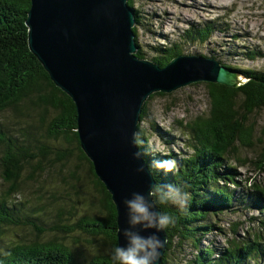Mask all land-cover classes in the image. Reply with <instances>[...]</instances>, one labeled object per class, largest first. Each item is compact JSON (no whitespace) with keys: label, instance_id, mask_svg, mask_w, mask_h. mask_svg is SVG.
<instances>
[{"label":"trees","instance_id":"trees-1","mask_svg":"<svg viewBox=\"0 0 264 264\" xmlns=\"http://www.w3.org/2000/svg\"><path fill=\"white\" fill-rule=\"evenodd\" d=\"M31 4V0H0V176L5 187V191H0V264H112V250L119 246L117 204L113 193L100 178L95 165L83 152L78 141L75 127L78 111L75 102L56 86L30 50L26 20ZM129 5L140 22L139 10L134 8L135 0H129ZM218 17L205 23L193 22L184 30L182 38L192 43L208 42L221 18ZM134 31L135 34L138 33V29ZM196 33L201 34V37ZM173 46L177 48L174 51L170 48ZM170 47L157 49L160 54L155 61L160 66L165 67L173 58L182 54L181 43H175ZM137 56L144 58L143 51L138 50ZM246 58L258 59L256 51L252 56L246 55ZM241 72L252 79L253 86L249 87L248 82L234 88L218 83L217 86L208 85L207 93L214 105L211 106L213 120L212 118L206 120L203 116L195 119H202L203 132L208 123L217 130V134L215 137L203 135L202 140H193L189 145L191 152L184 154L176 163V175L180 178V183L176 186L187 184L189 187L184 188V191L193 194L188 202V208L193 206L197 208L201 204L209 203L208 199L199 200L196 192L202 187L213 186L212 196H218L211 200L216 213L224 208L228 209L235 195V191H226L229 189L228 183H234L235 186L241 184L238 179L241 175L238 166H234L228 157L233 147L230 139L234 141L236 137L233 135H238L237 137L241 135L242 140L247 138L253 140L256 127L254 126L252 134L247 137L249 126L242 119L252 108L249 97L264 101V80L256 77L258 70L243 69ZM153 96L155 94L149 99ZM145 114L146 106L142 118ZM237 119L240 121H236ZM187 126L192 133H201L198 125L189 123ZM226 127L229 131H226ZM138 133L142 140L140 146L144 151L146 139L144 140L140 128ZM252 145L253 141L250 143V146ZM205 155H210V158L207 162H202L200 156ZM261 156L264 158V155ZM75 157L80 162L76 164L75 170H68L69 163ZM145 158L149 161L148 156ZM181 162L190 163L191 167L180 165ZM84 164H87L91 183L100 193V198L95 197L92 206L96 205L97 200L102 209H99L97 214L89 212L94 221H87L83 228H80L74 222L75 215L68 213L66 207L69 205L78 216L74 196H80L81 190L75 191L65 186H75L72 179L81 180L79 170ZM210 164H212L210 169L206 170ZM226 168L229 171H226ZM254 169L260 173L264 172V168L256 162ZM153 172L157 180L156 185H169L170 180H174L173 176L168 180L169 174L157 168H153ZM26 174L29 178L25 177ZM40 178H44L51 186V189L43 187L50 191L51 196L57 199V203L46 198V191L31 181L33 179L38 182ZM54 178L59 181L57 190ZM221 182L224 184L221 185ZM25 183L39 194H43V198L31 191ZM252 192L253 200L256 197L264 200V181L255 179ZM69 201L71 202L68 203ZM156 204L163 212L174 218L175 223L171 224L173 227L170 230L174 238L184 233L183 216L187 219L195 218L196 221L199 219L193 210L187 211L188 208L181 210L170 203L162 204L158 198ZM257 204L258 201L254 203ZM54 206L55 212L52 209ZM170 208L175 212V216L170 214ZM255 210L259 212L258 216L256 218L255 214H252L247 220L251 225L244 231L246 236L236 235L229 241V247L222 252L234 255L246 250V253L239 254L237 261H233L234 264L246 262L248 256L251 257L248 264L254 262L264 264V206L261 205ZM38 221L45 222V225L48 223L49 227ZM66 223H71V226L66 227ZM240 225L243 226L244 222L236 223L233 229L235 234ZM48 230L53 234L46 237L44 233ZM166 231L168 233V227ZM61 233L66 236L61 238L59 236ZM85 243L89 246H85ZM97 245L108 248V252H95L93 248ZM195 246L198 247V243ZM172 248V242L169 240L168 251L163 258L164 264H170ZM249 252H252V256ZM209 255L211 253L207 252L192 260L191 264H201V261L202 264H216L215 260L213 262L209 260ZM75 256L81 257L82 261H76Z\"/></svg>","mask_w":264,"mask_h":264},{"label":"water","instance_id":"water-1","mask_svg":"<svg viewBox=\"0 0 264 264\" xmlns=\"http://www.w3.org/2000/svg\"><path fill=\"white\" fill-rule=\"evenodd\" d=\"M31 3L27 20L30 50L77 106L81 148L114 195L118 244L126 247L122 229L130 225L123 199H130L133 192L147 195L156 184L143 155L139 160L133 156L140 151L132 139L144 102L155 91L168 92L197 81L236 86L238 70L199 56H179L164 70L157 63L139 59L133 55L137 49L135 12L129 0ZM140 166L143 173L136 171ZM134 230L142 236L156 233L155 229ZM156 234L166 242L165 230ZM167 250L165 243L156 264H161ZM247 260L242 264H248Z\"/></svg>","mask_w":264,"mask_h":264},{"label":"rangeland","instance_id":"rangeland-1","mask_svg":"<svg viewBox=\"0 0 264 264\" xmlns=\"http://www.w3.org/2000/svg\"><path fill=\"white\" fill-rule=\"evenodd\" d=\"M135 9L139 10L141 21L135 26L138 29V45L145 54V58L154 61L158 56V51L155 48L171 46L174 42L182 43V51L185 55H201L210 58H216L223 64L232 65L235 68L245 69H264V58L249 60L239 52L237 47H244L245 44L251 43L252 47L264 49V0H135ZM162 14L160 17L159 14ZM218 20L216 30L212 38L206 43H190L181 41L179 38L183 29L187 28L193 21L197 23H205L210 20ZM165 37H161L162 35ZM244 77V76H243ZM245 79V78H244ZM190 85L189 94L183 92L185 87L172 91H155V96L148 98L147 103L148 113L141 123L147 141V153L151 158V166L154 160H163L166 156H171L174 160L182 157L184 154L190 153L189 143H191V132L186 128L190 119H195L203 116L199 110L194 109L190 104L191 95H195L199 99V108L206 112L207 116L211 111L204 104L209 102L208 88L204 89V83H198L195 89ZM172 92V93H170ZM191 94V95H190ZM263 109L254 111L252 108L242 121L256 125L253 140L238 139L236 145H233L229 158L234 165H238L241 175V185L237 187L234 201L230 210L226 211L225 215L213 216L215 221L209 217V221L214 224L217 222L227 235H223L214 228L208 235V238L202 240L203 249L214 250L219 243H227L228 239L233 236L231 231L234 224L243 221L244 225L239 228V232L244 234V231L249 228L250 221H247L252 214L259 212L253 208H246L244 198L237 192L250 195L249 201H253L252 186L255 179L263 180V173L255 171L254 162L263 158L257 155L256 152L264 150V104ZM188 110L191 114H188ZM209 110V113L207 112ZM236 121H240L237 119ZM161 131L165 132V140H170V143L164 144V139ZM248 140H251L248 142ZM253 141V145L250 143ZM152 146H158L159 151H153ZM163 158V159H162ZM236 158V161L233 159ZM264 159V158H263ZM176 160V161H177ZM80 161L74 158L68 165V170H75L76 164ZM250 169L255 173H259L258 177L252 179L244 169ZM176 171V169H174ZM264 171V170H263ZM66 174V173H65ZM80 178L90 185V188L81 191L80 196H74L77 203L78 216L79 210L97 214L99 209H102L96 201V205L92 206L94 200L91 194L100 198V193L91 183L87 164H84L79 170ZM172 174V172H170ZM0 176V190L3 183ZM231 189H234L232 186ZM205 191L212 193L211 189H205L200 192V197ZM68 199L69 197L66 196ZM202 198V197H201ZM247 200V204H249ZM95 207V208H94ZM48 222V219H47ZM46 227L49 224L46 223ZM53 234L51 231H46L44 236L49 237ZM198 236V234H196ZM212 235H215V240H212ZM64 238L66 234H59ZM91 238V237H88ZM68 239V237H66ZM176 242H183V247L172 248L169 259L173 257L179 260V256L183 259L184 264H190L198 253L194 248V240L191 238L176 237ZM226 245V244H225ZM223 245V246H225ZM85 246H89L85 243ZM95 252H108V248L97 245L93 248ZM214 258V257H213Z\"/></svg>","mask_w":264,"mask_h":264},{"label":"clouds","instance_id":"clouds-1","mask_svg":"<svg viewBox=\"0 0 264 264\" xmlns=\"http://www.w3.org/2000/svg\"><path fill=\"white\" fill-rule=\"evenodd\" d=\"M193 22H195V21H193ZM136 23L138 24L139 21H138V19L136 17V14H135V24ZM195 23H197V22H195ZM135 24L133 25V31L135 29H137V26H135ZM191 24H189L187 28H189V26ZM187 28H185V29H187ZM185 29H183L182 32L179 35L180 40L184 41V42H186V41L182 38V35H183V32H184ZM134 40H135V45H136L137 49L133 53V55L137 56V51L138 50H142V49L139 48V45H138V33L135 34V31H134ZM175 43H181V42H174L172 45H174ZM190 43H192V42H190ZM197 43H200V42H197ZM167 47H170V46L161 47V48L157 47V48H155V50L157 51L158 48L159 49H165ZM159 54H158V56H159ZM179 56H199V57H202V58H210V57H205V56H201V55H185V54H183V51H182V54H180ZM179 56H177V57H179ZM177 57L173 58L170 62H172ZM139 59L149 60V59L145 58V54H144V58H139ZM210 59H216V58H210ZM149 61H152V60H149ZM217 61L222 66H226L228 68H234V69L238 70V75L237 76L239 78V80H238L239 81V85L236 84V87H239V86L243 85L244 83L248 82L249 78L241 72V70H243V69L235 68L232 65L223 64L219 60H217ZM152 62L157 63L155 61V59ZM157 64H159V63H157ZM245 69H253V68H245ZM147 101H148V99L143 104L142 112H141V115H140V120L138 121V125H137V130H136V132L133 133V139H132L133 145L136 146V147H139L140 151L142 153L140 151H137V152L133 153V156H134L135 159L139 160V159L142 158V155H143V158H144L145 162L147 163L148 167L150 168V170L152 172V175H153V177H154V179L156 181V184H157V180H156V177L154 175L153 168H157L159 171H164L165 173H168L169 174L168 175V177H169L168 180H170V178L172 177V174H170V172H173L174 169H176V171H177L176 163L184 155L182 157H180L177 161H175V160H173L171 158H168L169 156H166L164 159L162 158L163 160H154L152 162V166L150 165L151 164V158H150V156L147 153V149H148L147 141H148V138L145 137L144 131H143L142 127H141V123H142V121L144 120V118L146 117V115L148 113V103H147ZM145 106H146V114L142 118ZM77 111H78V109H77ZM199 117H201V116H199ZM187 125L185 126L186 128H188ZM139 128L142 130L144 140L146 139V141L144 142V149H145L144 151L142 150V148L140 146L142 144V140H141L140 135L138 133ZM189 130H190L191 134H193L191 129H189ZM162 142L164 144H166V143H170V140H164L163 139ZM189 145H190V143H189ZM149 146L152 147L153 151H159L158 146H152V145H149ZM189 148H190V146H189ZM86 156L91 161L90 157L88 155H86ZM145 156L149 157V161H147ZM230 162H231V159H230ZM234 166H238V165H234ZM239 167L240 166H238V171H239ZM136 171L139 172V173H143L144 172V167L140 166V167H138L136 169ZM241 175H242V173H241ZM241 175L238 178L240 183H241ZM156 184L152 185L150 187L147 195H144V194H142L140 192H133L131 194V198L130 199L129 198H124L123 199V204L128 210V224L130 225L129 228L122 229L123 236L127 240V246L126 247L125 246H117V247H115L112 250V253H111L112 264H156L160 254H161L160 250L162 248H164L165 243L168 245L169 239L166 238V242H165V240H162L159 237V235H157L156 233H159V232L165 230V233H166V236H167L168 233L166 231V228L169 225L174 224L175 220H174V218L172 216H170V215L166 214L165 212H163V210L156 204V198H158L159 202L162 203V204L170 203L172 206L179 207L181 210H183L184 208H186V209L188 208V202L193 197L192 196L193 194L191 192L188 193V192L184 191V188L189 187V185H187V184L184 185V186H176V185H171V184H169V185H156ZM220 184L223 185L224 183L221 182ZM208 185H210V184L208 183ZM240 185L235 186L234 183H228L229 189L226 190V191H229V192L235 191V193H236L235 189H237V187L240 186ZM232 186L234 187V189H231ZM205 189H211L213 191L212 193H214L213 186H211V187L210 186H206V187H202L199 191L196 192L197 193L196 197L199 200L208 199V200L211 201L213 196H211L209 198H205V199L200 197V192L205 190ZM233 201L230 203V207L228 209L224 208L221 212L230 210L231 207H232ZM156 205L162 211L155 210L157 208ZM201 208L205 209L207 207H205L204 204H201L200 206L197 207V209H201ZM208 208H209L210 211H212V213L208 214V211H207V213H205L204 215H200L199 212L194 211L195 214H196L195 216L198 217L199 219L197 221L192 222V223H190L188 225L190 227V229L186 228V226L182 227V229L184 230V233L176 235V237L191 238V239L194 240V248L197 249L198 253L192 260H195L197 257H201L204 254H206L207 252H209V253H211V255H209V260L211 262H213L215 260V256L219 255L220 253L223 252L224 249L229 247V241L232 240L233 238H235L236 235H238L239 237L240 236H242V237L246 236L245 233L242 234V233L239 232V230L235 234L233 232V229L236 226V224H234V226L231 229V231L233 233V236L228 239L227 244L225 246L219 247V245H218L216 247V249H214V250L203 249L201 246L196 247L195 244L199 243V242H202V240L205 238V237H201L200 235H202V226L207 224L208 221H209V217H210L209 215L218 216L217 215L218 213H216V211H215L213 202H212V206L211 207L208 206ZM208 208H207V210H208ZM241 226L242 225H240L238 228H240ZM137 228H140V229H142L144 231H147L149 229H155L156 233H153V234L148 235V236H142L139 231H135L134 230V229H137ZM213 228L215 230H217L218 232H220L221 234H223V235H227L228 234V231H225L224 228L221 225H219L217 222L213 224ZM196 234H198V236ZM117 237H118V232H117ZM176 237H175V239H176ZM181 243H183V242H181ZM192 260H190V262H189L190 264H191ZM202 263L203 262L201 261V264Z\"/></svg>","mask_w":264,"mask_h":264},{"label":"bare ground","instance_id":"bare-ground-1","mask_svg":"<svg viewBox=\"0 0 264 264\" xmlns=\"http://www.w3.org/2000/svg\"><path fill=\"white\" fill-rule=\"evenodd\" d=\"M27 15H28V18H29V13H28ZM159 16L161 17L162 14L160 13ZM28 18H27V20H28ZM27 20H26V25H27ZM196 35H198V36L201 37V34H197V33H196ZM161 37H165V35L163 34ZM28 41H29V38H28ZM245 45H246V46H244L243 48H242V47H241V48H240V47H237L238 50H239V52L243 55V59H244V56H246V55H250V56H252V54H253L254 51H256V56L258 57V59L264 57V49H260V48H255V49H254V48L252 47V44H251V43H248V44H245ZM170 48H171L173 51H174V49H177L175 46L170 47ZM197 58H198V57H197ZM206 60H210V59H206ZM210 61H212V60H210ZM44 68H45V67H44ZM162 69L164 70L165 67L162 66ZM255 75H256V77L259 76L260 78H262V79L264 80V69H262V68L260 69V68H259V69H258V73H256ZM202 82H203L204 85H205V86H204V89H207V88H208V85H212V86H217V85H218L217 82H211V81H202ZM198 83H199V81L189 83V84L185 87V89H184L183 92L189 94V88H190V85H193L192 88L195 89V88L197 87ZM248 83H249V87L253 86V84H254V82H253L252 79H250V78L248 79ZM213 84H214V85H213ZM237 84L239 85V81H238ZM182 87H183V86H182ZM228 87H229V88H234L235 85H234V86H230V85H229ZM195 90H196V89H195ZM170 93H172V92H170ZM190 95H191V94H190ZM151 99H152V98H151ZM209 99H210L209 102L206 103V104H204L205 107L208 108V109H210V104H211L212 107H214V105L211 103V97H209ZM199 102H200V100H199V99H196L195 95H191L190 104L194 107V109L199 110V111L202 113L203 117L206 118V120H207L208 118H210V120H211V118H212V120H213V115H212L211 111H210V114L207 116L206 112H203L202 110H200V108H199ZM249 104H250V106L252 107V109H253L254 111L257 112V111L263 109L262 104H264V101L256 100L255 98H251V97H249ZM148 106H149V104H148ZM207 112L209 113V110H208ZM187 113H188V114H191V111L188 110ZM75 122H76V123H75L76 130H77V131H80V129H79L78 113L76 114V120H75ZM194 122H197L198 124H196V123H194ZM201 122H202V119H197V120H196V119H190V121L187 123V124H189V123H190V124H193L194 126H195V125H198V127H200V129H201V133H200V134H198V132H196V133H193V134L191 135L192 140H202L203 135H204L205 137H209L210 135H213V136L215 137L216 134H217V130H216L215 128H213V126H211V125H209V124L207 123V127H205V129H204V132H205V133H204L203 130H202V128H201V124H202ZM215 122H216V124H217V121H215ZM187 124H185V125H187ZM249 124H250V126L247 127V128H249V129H248L247 137H249V136L252 134V130H253L254 126H256V125H254L253 123H249ZM198 130H199V128H198ZM227 130L229 131V128H228V127H226V131H227ZM20 132H21V131H20ZM161 134H162L161 136H162V137L164 138V140H165V132L161 131ZM233 136H234V138L236 137V139H234V141H233V139H230V142H232L233 145H236V143L238 142V139H241L242 137H241V135H239L240 137H237L238 135H233ZM245 140H246V139H245ZM78 141H79L80 143H82L80 138H78ZM250 141H251V140H248V142H250ZM51 143H53V142H51ZM201 145H202V144H201ZM256 154H257V155H260V156H261V155H264V150H263L262 152H256ZM209 158H210V155L200 156V160H201L202 162H207V161L209 160ZM174 160L176 161V160H177V157H175ZM233 161H236V158L233 159ZM254 163H255V162H254ZM256 163H257L259 166H261L262 168H264V159H263V158H260V160H258ZM213 164H214V163H213ZM180 165H185L187 168H190V167H191V166H190V163H186V162H181ZM211 165H212V164H210L209 167H208L206 170H209L210 167H211ZM243 167H244V164H243ZM244 169H245V167H244ZM245 170H246V169H245ZM226 171H229V169L226 168ZM246 172L248 173V176H249L250 178H252V179L258 177V175H261V174H259V173H255V172H253V171L250 170V169H247ZM262 175H263V180H264V174H262ZM172 176H173L174 180L171 179V180H170V184H171V185H178V183H180V178L176 175V171H175V170L172 172ZM25 177H26V178H27V177L29 178V175L26 174ZM1 179H2V178H1ZM167 179H169L168 176H167ZM31 181H32V183H34L35 185L40 186V188H42V190H44V191H46V189H45L43 186H46V187H48L49 189H51V186H50V185L44 180V178H40L38 182L34 181L33 179H31ZM53 181H54L55 184H56V190H57V186L59 185V181H58L56 178H54ZM2 182H3V180H2ZM72 182L75 184V186H65V188H67V189H73V190H75V191H79V190H81L82 192L90 188V185L87 184L86 182H84L83 180L72 179ZM25 184L30 188L31 191H33L34 193H36L37 195H39L40 197L43 198V194H39L36 190H34L33 188H31V187L29 186V184H27V183H25ZM0 191H5V187H4V184H3V183L1 184V190H0ZM237 193H238L241 197L244 198L245 206H246V208H248V209H250V208H255V209H257V207L259 208L261 205L264 206V200H263L262 198H260V197H256L252 202H250V201H249L250 195H248V194H242V193H239V192H237ZM45 194H46V198L50 199L53 203H57V199H55L54 197L51 196V193H50L49 190L46 191ZM213 194H214V193H209V192L205 191V193L202 194L201 197H202L203 199H205V198H209V197H211ZM90 196L93 197V198L96 197L94 194H91ZM217 197H218L217 195L213 196L212 200H213V199L215 200V198H217ZM247 200L249 201V204H247ZM257 201L259 202V204L254 205V203L257 202ZM70 202H71V201H69L68 203H70ZM204 204H205V206H209V207H210V206L212 205V201H209V203H204ZM94 208H95V207H94ZM176 208H179V207H176ZM52 209H53L54 212L56 211L55 206L52 207ZM66 209H67V212H68V213H71V214L75 215V216H74V222H75V224L78 225L80 228H83L84 224H85L87 221H92V222L94 221L93 216H92L89 212L79 210V212H80V216H77V214H76L77 212H75L74 210H72V209L69 207V205H67ZM169 210H170V214H171V215H173V216L176 215L175 212H173V209H172V208H170ZM184 210H185V209H184ZM190 210H193V211H196V212H199V213H204L201 209H197V208H195V206H193V207L187 209V211H190ZM262 211H263V210H262ZM225 214H226V211H223V212L218 213L217 215H218V216H222V215H225ZM209 216H210V218L212 219V221H215V219H214V217H213L212 215H209ZM257 216H258V214H255V217H256V218H257ZM183 218L185 219L184 224H185L186 228H188V229H190V227L188 226L189 223H192V222H195V221H196L195 218L187 219L186 216H183ZM67 219H68V218L66 217L65 220H67ZM256 220H257V219H256ZM38 223L45 225V222H42V221H38ZM56 223H57V222H56ZM214 223H216V222H214ZM252 223H254V222H252ZM70 226H71V223H66V227H70ZM172 227H173L172 225H169V226H168V235L166 236V238L169 239V240L172 242L173 248L177 249V248L183 247V244L180 243V242H176V240H175L173 234L170 233V230L172 229ZM61 229H62V228H61ZM212 229H213V223L208 222L207 224H205V225L202 226V235H200V236H201V237H205V238L207 239V238H208V235L211 233ZM212 240H215V235H212ZM252 242H253V246L255 247L256 245H255L253 239H252ZM203 243H204V242H199L198 245H199V246H202ZM225 244H227V243L222 242V243H219L218 245H219V247H221V246H223V245H225ZM246 252H247L246 250H243L242 252L236 253V254H234V255H230L228 252L221 253L220 255L215 256V261H216L215 263H216V264H234L233 261H237V258H238V256H239V254H241V253L244 254V253H246ZM249 253H250V255L252 256V252H249ZM75 259H76V261H78V262H81V261H82V258L79 257V256H75ZM169 261H170V264H184L183 259L181 258V256H179V260H177V263H176V259H175V257H173L171 260L169 259ZM248 262H250V260H249ZM45 264H46V263H45ZM99 264H100V263H99ZM161 264H164V261H163V260H162ZM251 264H257V262H254V263H251Z\"/></svg>","mask_w":264,"mask_h":264},{"label":"flooded vegetation","instance_id":"flooded-vegetation-1","mask_svg":"<svg viewBox=\"0 0 264 264\" xmlns=\"http://www.w3.org/2000/svg\"><path fill=\"white\" fill-rule=\"evenodd\" d=\"M201 210H202L204 213H199L200 215H204L205 213H207V211H208V214L212 213V211H210L209 208H208V210H207V208H205V209L201 208Z\"/></svg>","mask_w":264,"mask_h":264}]
</instances>
